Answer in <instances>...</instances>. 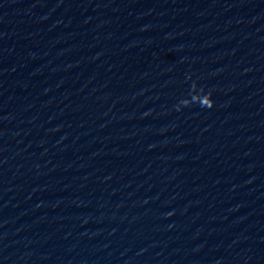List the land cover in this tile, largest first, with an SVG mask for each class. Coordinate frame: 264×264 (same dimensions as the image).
<instances>
[{"label": "water", "instance_id": "water-1", "mask_svg": "<svg viewBox=\"0 0 264 264\" xmlns=\"http://www.w3.org/2000/svg\"><path fill=\"white\" fill-rule=\"evenodd\" d=\"M0 264H264V0H0Z\"/></svg>", "mask_w": 264, "mask_h": 264}, {"label": "clouds", "instance_id": "clouds-1", "mask_svg": "<svg viewBox=\"0 0 264 264\" xmlns=\"http://www.w3.org/2000/svg\"><path fill=\"white\" fill-rule=\"evenodd\" d=\"M214 104H215V102H214V101H212V107L214 106Z\"/></svg>", "mask_w": 264, "mask_h": 264}]
</instances>
